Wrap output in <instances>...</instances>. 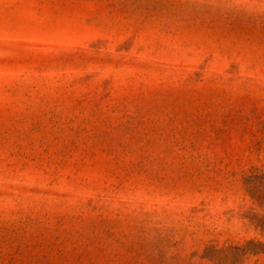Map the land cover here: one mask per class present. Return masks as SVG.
<instances>
[{
  "label": "rangeland",
  "instance_id": "374dc122",
  "mask_svg": "<svg viewBox=\"0 0 264 264\" xmlns=\"http://www.w3.org/2000/svg\"><path fill=\"white\" fill-rule=\"evenodd\" d=\"M264 0H0V264H264Z\"/></svg>",
  "mask_w": 264,
  "mask_h": 264
},
{
  "label": "trees",
  "instance_id": "16d2710c",
  "mask_svg": "<svg viewBox=\"0 0 264 264\" xmlns=\"http://www.w3.org/2000/svg\"><path fill=\"white\" fill-rule=\"evenodd\" d=\"M263 229H264V227H263Z\"/></svg>",
  "mask_w": 264,
  "mask_h": 264
}]
</instances>
